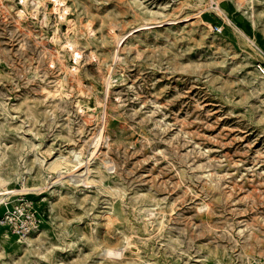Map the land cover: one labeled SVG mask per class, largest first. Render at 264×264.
Listing matches in <instances>:
<instances>
[{
    "label": "rangeland",
    "instance_id": "1",
    "mask_svg": "<svg viewBox=\"0 0 264 264\" xmlns=\"http://www.w3.org/2000/svg\"><path fill=\"white\" fill-rule=\"evenodd\" d=\"M42 2L0 0V264H264V0Z\"/></svg>",
    "mask_w": 264,
    "mask_h": 264
},
{
    "label": "built area",
    "instance_id": "2",
    "mask_svg": "<svg viewBox=\"0 0 264 264\" xmlns=\"http://www.w3.org/2000/svg\"><path fill=\"white\" fill-rule=\"evenodd\" d=\"M52 7L54 15L63 20L70 13L69 0H47ZM92 27L89 28V30ZM219 30V28H216ZM81 53L74 50L75 62L80 60ZM258 69L264 73V66L259 64ZM0 225L14 231L19 237H26L39 229L41 220L38 214L23 203L12 204L6 207L4 213L0 216Z\"/></svg>",
    "mask_w": 264,
    "mask_h": 264
},
{
    "label": "bare ground",
    "instance_id": "3",
    "mask_svg": "<svg viewBox=\"0 0 264 264\" xmlns=\"http://www.w3.org/2000/svg\"><path fill=\"white\" fill-rule=\"evenodd\" d=\"M24 1H26V0H24ZM31 1V3H32V8H33V5L35 6V9H39L40 8V6L41 5H43V2H42V0H30ZM133 1H137V0H133ZM236 3V2H235ZM46 5V4H45ZM241 5V4H240ZM198 10V9H197ZM141 11H142V13H148L149 14V16H150V18H145L146 20L143 22V23H141L140 25H138L137 27H136V29L133 31V32H137V31H142V30H145V29H149V28H151V27H154V26H165V25H169V24H173V23H180V22H185V21H188V20H191V19H193L194 17L193 16H185V17H177V18H159V16H161V15H164L165 13H164V11L163 10H161L160 8H158V9H151V8H147V9H141ZM35 12V11H34ZM23 10H21L20 12H19V14H20V16L22 17V15H23ZM137 15H141V12H135ZM198 13V12H197ZM197 16V15H196ZM44 17L47 19L48 18V12H47V8L45 9V12H44ZM66 19V18H65ZM152 20H156V21H152ZM72 21H74V20H72ZM71 21V22H72ZM100 21H104V19H101ZM205 24H207V23H205ZM58 28V27H57ZM111 29V28H110ZM82 30V29H81ZM112 30V29H111ZM114 32V31H113ZM57 34V33H56ZM115 35V34H114ZM56 36V35H55ZM128 36H124V35H122L119 39L121 40V39H123L124 41L126 40V38H127ZM72 38V37H71ZM66 39H69V38H67L66 37ZM67 43L66 44H62V47H67V46H71V48L73 49V51L75 50L74 49V45L76 46V44L78 45L79 44V37L77 36V37H74V38H72V41L71 40H67L66 41ZM90 42L88 41L86 44H89ZM91 46V45H90ZM80 47V46H79ZM118 47V46H117ZM120 47V46H119ZM119 47H118V49H119ZM79 49V48H78ZM123 49V48H122ZM137 49V48H136ZM116 50H117V48H116ZM120 50V49H119ZM90 52H92V51H90ZM89 52V53H90ZM63 53V52H62ZM57 54H60V53H57ZM83 54V53H82ZM86 54V53H85ZM92 54V53H91ZM91 54H89L90 56H91ZM83 56V55H82ZM93 56H95V55H93ZM59 57V56H58ZM63 58V57H62ZM108 66V65H107ZM75 79V78H74ZM77 80V79H76ZM80 80V79H79ZM82 80V79H81ZM79 82V81H78ZM81 82V81H80ZM61 85V84H60ZM60 87V86H59ZM81 87V86H80ZM56 92V91H55ZM53 94H54V92H53ZM85 94V93H84ZM58 102V101H57ZM57 105V104H56ZM61 108V107H60ZM65 107H63V109H64ZM81 108V107H80ZM105 108H106V105H105ZM105 110V109H104ZM104 113V112H103ZM93 114V113H92ZM92 114H90V115H92ZM105 115V114H104ZM103 116V115H102ZM108 117V116H107ZM106 117V118H107ZM86 118V117H85ZM88 119V118H87ZM110 119V118H109ZM103 122H105V121H103ZM102 122V123H103ZM104 129V128H103ZM98 133V132H97ZM105 135V134H104ZM84 139V138H83ZM87 139V138H86ZM102 140V136H99V137H97L96 138V140L94 141V145H97V146H100V143L103 141H101ZM102 144V143H101ZM99 148V147H98ZM76 149V148H75ZM72 152V154H73V156H74V158L73 159H71L70 161H72L73 163H72V166L73 167H80V166H82V164H84V163H82L83 162V158L81 157V151H79V152H77V151H75V150H73V151H71ZM94 152V151H93ZM98 155V154H97ZM59 164H61L60 163V157L59 158H57L54 162H53V166L55 165V166H57V165H59ZM90 164V163H89ZM85 165V164H84ZM43 167V166H42ZM88 167V166H87ZM90 167V166H89ZM74 169V168H73ZM80 170V169H79ZM87 172V171H86ZM59 173V172H58ZM57 173V174H58ZM63 172H60L59 173V175L61 176V174H62ZM77 173H78V171H77ZM83 174V173H82ZM49 175V174H48ZM70 175V174H69ZM72 175V174H71ZM1 177V176H0ZM76 177H78V176H74V178H76ZM85 177V176H84ZM71 179H72V177H71ZM2 180H3V178H2ZM55 180V179H54ZM59 180V179H58ZM73 180V179H72ZM80 180V179H79ZM76 181H77V179H76ZM89 181V180H88ZM91 181V180H90ZM41 189V188H40ZM3 190V189H2ZM13 190H15V188L13 189ZM8 191V190H7ZM133 246V245H132ZM133 247H135V246H133ZM136 249V248H135ZM107 251H108V249H107ZM109 251H110V249H109ZM109 251L107 252V253H109ZM133 251H134V249H133ZM116 252V251H115ZM115 252H112V254L113 253H115ZM118 253V252H117ZM116 253V254H117ZM119 253H121V252H119ZM119 253H118V255H119ZM109 254H111V253H109ZM111 254V255H112ZM114 255V254H113ZM121 255V254H120ZM106 256V255H105Z\"/></svg>",
    "mask_w": 264,
    "mask_h": 264
}]
</instances>
